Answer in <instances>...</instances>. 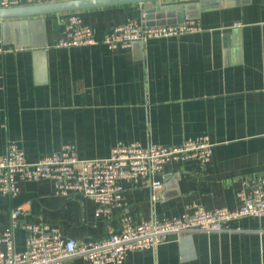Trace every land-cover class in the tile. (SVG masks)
I'll list each match as a JSON object with an SVG mask.
<instances>
[{"label": "crops", "instance_id": "1", "mask_svg": "<svg viewBox=\"0 0 264 264\" xmlns=\"http://www.w3.org/2000/svg\"><path fill=\"white\" fill-rule=\"evenodd\" d=\"M189 2L200 30L127 49L102 41L61 47L60 17L74 13L104 36L128 20L144 24L139 4L25 18V33L7 29V43L0 21V156L10 144L29 162L67 144L81 159L106 158L119 143L176 146L206 136L213 144L206 164H167L160 200L147 182H129L108 215L82 194L56 195L50 181L21 180L17 197L0 196V236L11 212L26 207L16 251L26 247L27 224L92 242L118 232L126 217L140 223L178 218L190 206L238 209L245 184L264 186V0H209L203 10L200 0L172 3ZM121 264H264V216L172 235L155 249L129 251Z\"/></svg>", "mask_w": 264, "mask_h": 264}, {"label": "built area", "instance_id": "2", "mask_svg": "<svg viewBox=\"0 0 264 264\" xmlns=\"http://www.w3.org/2000/svg\"><path fill=\"white\" fill-rule=\"evenodd\" d=\"M56 1L0 0V8ZM60 22L65 26L66 35L59 46L66 48L94 45L102 41L110 49H127L150 39L180 37L200 30L194 19H186L181 24L155 26L128 20L100 39L97 32L74 13L63 15ZM212 148L210 139L202 136L176 146L119 143L106 158L81 159L75 145L67 144L59 151L45 154L36 162H29L18 146L10 144L7 152L0 156V196L17 197L21 180H46L53 183L56 195L82 194L99 205L98 214L108 215L114 206L120 204L125 184L147 182L154 191L153 200H160L157 189L163 184L161 176L167 164L190 161L206 164L211 159ZM239 199L241 206L234 210L226 207L205 210L190 206L178 218L140 223L126 217L118 232H111L106 238L92 242L65 237L50 225L27 224L23 226L27 232L23 251H16L14 245V232L21 226L19 216L26 211L25 206H19L11 212L10 229L0 236V264H64L76 257L83 258L88 264H121L129 251L155 249L172 235L192 231L218 232L230 220L264 216L263 185L245 184L239 192ZM2 244H6V250L2 249Z\"/></svg>", "mask_w": 264, "mask_h": 264}, {"label": "water", "instance_id": "3", "mask_svg": "<svg viewBox=\"0 0 264 264\" xmlns=\"http://www.w3.org/2000/svg\"><path fill=\"white\" fill-rule=\"evenodd\" d=\"M175 0H67L52 3L21 6L14 8H0V21L2 22L5 42L7 43V29L15 28L17 34L25 33L28 21L23 19L35 16L75 12L92 8L124 6L139 4L143 7V22L146 26L181 24L186 18L193 19L190 14L189 3H172ZM200 9L207 7L209 0H200ZM198 4V7H200ZM197 5V4H195ZM18 45V44H17Z\"/></svg>", "mask_w": 264, "mask_h": 264}, {"label": "trees", "instance_id": "4", "mask_svg": "<svg viewBox=\"0 0 264 264\" xmlns=\"http://www.w3.org/2000/svg\"><path fill=\"white\" fill-rule=\"evenodd\" d=\"M97 35H98V38H100V39L103 37L102 35L98 34V32H97Z\"/></svg>", "mask_w": 264, "mask_h": 264}]
</instances>
